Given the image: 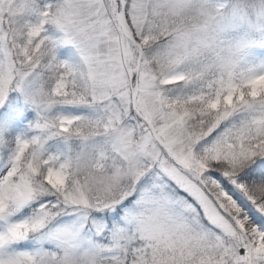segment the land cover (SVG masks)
Here are the masks:
<instances>
[{
	"label": "snow or ice",
	"instance_id": "obj_1",
	"mask_svg": "<svg viewBox=\"0 0 264 264\" xmlns=\"http://www.w3.org/2000/svg\"><path fill=\"white\" fill-rule=\"evenodd\" d=\"M0 264H264V0H0Z\"/></svg>",
	"mask_w": 264,
	"mask_h": 264
}]
</instances>
